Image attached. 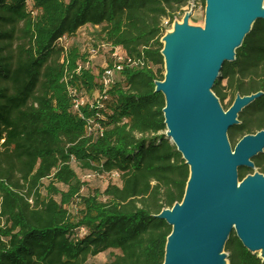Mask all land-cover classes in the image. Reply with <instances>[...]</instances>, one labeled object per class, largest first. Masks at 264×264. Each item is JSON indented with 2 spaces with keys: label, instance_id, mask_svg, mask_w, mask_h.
<instances>
[{
  "label": "trees",
  "instance_id": "trees-1",
  "mask_svg": "<svg viewBox=\"0 0 264 264\" xmlns=\"http://www.w3.org/2000/svg\"><path fill=\"white\" fill-rule=\"evenodd\" d=\"M180 1L0 0V264H92L108 250L103 264H162L171 228L155 215L181 201L188 166L164 135L154 82L163 79L160 39ZM84 26L91 49H108L97 73L77 44L59 43ZM115 47L124 60L105 86ZM257 91L228 129L232 146L264 129V19L212 87L224 110L236 94ZM72 162L115 172L119 184L81 194ZM252 162L238 168L239 179L264 174V150ZM224 251L228 264H264L234 232Z\"/></svg>",
  "mask_w": 264,
  "mask_h": 264
},
{
  "label": "water",
  "instance_id": "water-1",
  "mask_svg": "<svg viewBox=\"0 0 264 264\" xmlns=\"http://www.w3.org/2000/svg\"><path fill=\"white\" fill-rule=\"evenodd\" d=\"M191 12L161 37L164 75L154 82L164 99V135L188 166L181 201L155 215L171 228L162 264H228L223 250L232 232L264 259V174L238 178V168L253 169L252 158L263 152L264 129L233 146L227 134L263 92L236 94L226 110L212 92L222 64L264 19L263 0H204L203 26L188 23Z\"/></svg>",
  "mask_w": 264,
  "mask_h": 264
},
{
  "label": "rangeland",
  "instance_id": "rangeland-1",
  "mask_svg": "<svg viewBox=\"0 0 264 264\" xmlns=\"http://www.w3.org/2000/svg\"><path fill=\"white\" fill-rule=\"evenodd\" d=\"M190 8L192 10V13L188 19V23L194 26H203L204 2L202 0H181L178 9L174 11V18L180 21L183 15L182 10H189ZM170 29L171 26L168 27L165 32L169 31ZM91 32H92L91 27L89 26L81 27L75 35L70 37H64L59 41V43L64 46L77 44L80 47V50L87 54L88 66L90 70H92L93 73H97V71L105 65V59L108 56L107 54L108 49L103 48V50H98L91 53L90 45L92 44V40H93V36ZM117 78L118 76L117 74H115L114 79ZM222 84H225V80L222 81ZM82 98L83 100L87 99L85 95L82 96ZM228 101H229V97H226L225 100L223 101V104L224 105L227 104ZM72 167L75 170L77 177L83 182V186L80 191L81 194H86L91 190H95V189L103 190L108 183L119 184V177L118 174L115 172L97 174L89 170H82L75 162H72ZM47 182H48L47 179L43 180V184H46ZM73 208L74 207L71 206L69 207L71 211H74ZM110 254L111 253L109 250L99 253L96 256L90 258V262L92 264H103L110 257Z\"/></svg>",
  "mask_w": 264,
  "mask_h": 264
},
{
  "label": "built area",
  "instance_id": "built-area-1",
  "mask_svg": "<svg viewBox=\"0 0 264 264\" xmlns=\"http://www.w3.org/2000/svg\"><path fill=\"white\" fill-rule=\"evenodd\" d=\"M184 11L185 10H182V13ZM175 19L176 18H174L173 20H175ZM172 21H171V23H172ZM162 23L164 25H167L168 19H163ZM171 23H170L169 27L171 26ZM90 51H91V53L95 52V50H93V49H90ZM111 57L113 58V61H114L113 65L111 67L106 66L102 72V75H101V81L105 86H107L108 84H110L114 80V75L121 68L120 61L124 60V55H123L121 49L118 47H115L113 49V51L111 52ZM82 103H83L82 98L81 99H74L73 106L76 109Z\"/></svg>",
  "mask_w": 264,
  "mask_h": 264
},
{
  "label": "flooded vegetation",
  "instance_id": "flooded-vegetation-1",
  "mask_svg": "<svg viewBox=\"0 0 264 264\" xmlns=\"http://www.w3.org/2000/svg\"><path fill=\"white\" fill-rule=\"evenodd\" d=\"M192 13V12H191Z\"/></svg>",
  "mask_w": 264,
  "mask_h": 264
}]
</instances>
